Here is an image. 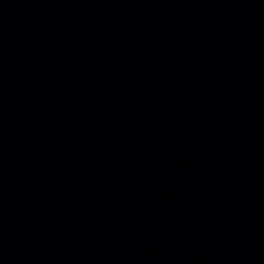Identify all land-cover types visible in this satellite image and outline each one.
<instances>
[{
	"label": "water",
	"instance_id": "1",
	"mask_svg": "<svg viewBox=\"0 0 264 264\" xmlns=\"http://www.w3.org/2000/svg\"><path fill=\"white\" fill-rule=\"evenodd\" d=\"M202 0H0V264H63L136 104Z\"/></svg>",
	"mask_w": 264,
	"mask_h": 264
}]
</instances>
